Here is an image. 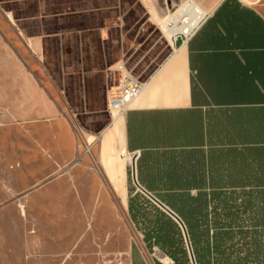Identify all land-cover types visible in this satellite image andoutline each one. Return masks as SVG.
Here are the masks:
<instances>
[{
  "label": "crops",
  "instance_id": "0c3cea01",
  "mask_svg": "<svg viewBox=\"0 0 264 264\" xmlns=\"http://www.w3.org/2000/svg\"><path fill=\"white\" fill-rule=\"evenodd\" d=\"M139 1L147 19L162 27L173 3ZM194 1L203 18L193 35L171 43V52L145 78L143 91L100 135L94 159L127 213L133 233L128 264H175L161 246L182 241L186 264H192L183 227L150 196L184 226L182 216L190 222L194 247L186 229L196 264V257L200 264H264V0ZM0 13L8 21H0V43L26 71L19 45L38 54L43 36L24 35L12 13L1 5ZM100 29L106 34V26ZM28 76L46 103L43 114L54 112L48 94ZM138 195L180 229L135 220L130 203ZM145 211L156 213L150 206Z\"/></svg>",
  "mask_w": 264,
  "mask_h": 264
},
{
  "label": "rangeland",
  "instance_id": "374dc122",
  "mask_svg": "<svg viewBox=\"0 0 264 264\" xmlns=\"http://www.w3.org/2000/svg\"><path fill=\"white\" fill-rule=\"evenodd\" d=\"M157 1L172 2L170 13L178 7L176 0ZM0 5L24 35L43 36L38 54L19 45L26 71L0 43V264H128L133 233L127 213L94 159V146L111 123L107 70L125 58L147 77L171 52L170 38L147 19L139 0ZM6 19L0 13V21ZM28 74L54 112L43 114L46 103Z\"/></svg>",
  "mask_w": 264,
  "mask_h": 264
},
{
  "label": "built area",
  "instance_id": "2783aa9c",
  "mask_svg": "<svg viewBox=\"0 0 264 264\" xmlns=\"http://www.w3.org/2000/svg\"><path fill=\"white\" fill-rule=\"evenodd\" d=\"M194 11L200 12L201 8L194 0H185L169 14V18L163 24L161 30L163 33L166 31L172 33L170 37L171 43L175 44L178 40L186 42L191 38L203 18V14H201L197 24L188 29L194 18ZM107 76L108 85L105 91L106 110L112 122L122 116L128 110L130 103L143 91L146 85V77L137 75L125 58L111 63L107 70Z\"/></svg>",
  "mask_w": 264,
  "mask_h": 264
},
{
  "label": "trees",
  "instance_id": "16d2710c",
  "mask_svg": "<svg viewBox=\"0 0 264 264\" xmlns=\"http://www.w3.org/2000/svg\"><path fill=\"white\" fill-rule=\"evenodd\" d=\"M147 206L152 207L156 210L155 214H151L148 211H145V207ZM130 211H132V215L134 216V219L136 220L138 217L143 218L145 221L144 225L147 224H160V226L163 225V223L167 226H169L170 231L172 230L171 227L180 229V226L165 212L160 210L155 204L152 203V201L143 196H136L131 199L130 203ZM181 215V214H180ZM184 223L188 228V233L190 237V241L192 242V245L194 247V242H193V233H192V226L190 225V222H187L186 218L183 217ZM163 228V226H162ZM163 231V229H162ZM181 231V230H180ZM169 233V232H168ZM164 251L168 252L170 256L175 258V264H186L187 262L189 263L190 260L189 258L185 257L187 256V249H186V243L184 241L180 242L179 244L176 243H164L161 246ZM176 252L181 254L180 258H176ZM198 264H200L201 259L196 257Z\"/></svg>",
  "mask_w": 264,
  "mask_h": 264
},
{
  "label": "water",
  "instance_id": "95a60500",
  "mask_svg": "<svg viewBox=\"0 0 264 264\" xmlns=\"http://www.w3.org/2000/svg\"><path fill=\"white\" fill-rule=\"evenodd\" d=\"M134 179V182L139 186L137 180L135 179V177L133 178ZM140 187V186H139ZM141 188V187H140ZM143 190V189H142ZM143 192L147 195L148 192L143 190ZM162 209L166 210L178 223H180V225L183 227V231H184V235H185V240L187 242V245H188V249H189V253H190V258H191V262L192 264H196V260L195 258L193 257V252H192V247H191V242H189V238H188V233H187V229H186V226H184L182 220L172 211L170 210L166 205L164 204H161V202L158 201L157 198L153 197V196H150Z\"/></svg>",
  "mask_w": 264,
  "mask_h": 264
},
{
  "label": "bare ground",
  "instance_id": "6f19581e",
  "mask_svg": "<svg viewBox=\"0 0 264 264\" xmlns=\"http://www.w3.org/2000/svg\"><path fill=\"white\" fill-rule=\"evenodd\" d=\"M201 14H203V10H202V9H201L200 12H198V11H194V13H193L194 18H193V20L191 21L190 25L188 26V29L194 27V26L197 24V22L199 21V19H200V17H201V16H200ZM165 33H167V35L169 36V38H170L171 35H172V33L169 32V31H166ZM38 52H39V51H38Z\"/></svg>",
  "mask_w": 264,
  "mask_h": 264
}]
</instances>
